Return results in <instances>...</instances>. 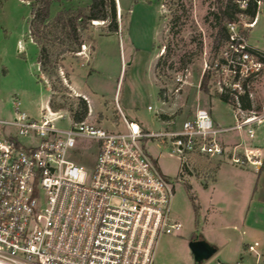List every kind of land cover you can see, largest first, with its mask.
I'll return each instance as SVG.
<instances>
[{
  "label": "rangeland",
  "instance_id": "1",
  "mask_svg": "<svg viewBox=\"0 0 264 264\" xmlns=\"http://www.w3.org/2000/svg\"><path fill=\"white\" fill-rule=\"evenodd\" d=\"M219 1L114 0L118 31L108 33L107 21L98 24L90 21L85 29L79 30L84 52L59 55L58 48H53L48 63L51 73L48 74L39 68L38 45L29 33V1L0 0V119L13 116L14 99L31 118H38L41 112H46L44 107L49 108L48 101H43L48 94L47 88L51 93L52 84L58 85L56 77H59L67 99H58L66 101L67 106L73 102L75 107L77 95L70 88V79L76 90L89 94L90 116L87 118L107 129L124 128L121 114L136 120L148 131L162 129L157 114L147 110V105L176 122L190 116L197 107H205L210 110L215 124L232 126L235 123L234 109L216 96L217 77L211 68L205 67L209 60L220 55V51L211 50L209 23V12L217 9ZM88 2L56 0L51 4L50 16L62 7L75 8ZM236 25L239 31L249 28L248 45L264 51L263 4L258 8L257 20L252 27L241 22ZM199 42L202 43L200 50L197 48ZM164 45L169 46L167 63H172L173 67L159 78L154 65L167 52ZM91 48L94 49L92 55ZM180 58L189 62L185 82L175 93L172 91L173 77L181 72L176 70ZM206 69L213 74L202 89L200 82ZM249 85L254 104L264 103V77L251 80ZM159 88L164 89L161 97L165 98V104L158 98ZM54 94L60 95L58 92ZM59 113L61 115L54 118V123L65 129L72 122L69 112L60 109ZM251 127L253 137H248L244 127L219 133L216 139L225 143L228 152H242L244 148L256 146L263 157L264 120ZM143 147L163 175L174 181L171 218L182 224L179 231L157 237L153 264H234L242 242L257 241V249L262 247L264 165L258 173L253 166L240 167L224 155L217 160L220 164L214 179L205 175L200 178L201 167L205 164L203 160L198 163L199 173L193 169L192 173L181 175V161L166 144L148 139ZM78 152L79 161L91 162L96 153L95 144L82 139ZM193 204H199V207L194 209ZM196 234L208 238L217 248L212 256L200 263L193 261L188 247L191 236Z\"/></svg>",
  "mask_w": 264,
  "mask_h": 264
},
{
  "label": "built area",
  "instance_id": "2",
  "mask_svg": "<svg viewBox=\"0 0 264 264\" xmlns=\"http://www.w3.org/2000/svg\"><path fill=\"white\" fill-rule=\"evenodd\" d=\"M237 2L242 8L246 4ZM260 4L263 0L256 1L257 9ZM257 16L258 11L252 20L239 22L252 27ZM236 24H227V43L205 64L217 77L218 92L234 96L232 126L216 125L205 107L176 122L147 105L162 129L148 131L121 112L123 129L101 127L88 116L60 129L54 123L59 110L44 107L46 112L33 119L13 100V116L0 119V264H153L157 237L179 231L182 224L171 218L174 181L144 150L148 139L178 155L181 175L199 173L200 160L214 163L224 155L238 166L261 167L260 149L228 152L216 139L244 127L253 137L251 126L264 120V103L243 110L237 101L242 93L252 99L249 83L264 77V51L248 45ZM84 50L81 44L77 52ZM185 72L174 75L173 92H179ZM82 139L95 144L91 162L78 160ZM201 168L199 177L210 178L212 172ZM257 246L253 242L246 249L257 254ZM234 264L259 262L237 259Z\"/></svg>",
  "mask_w": 264,
  "mask_h": 264
},
{
  "label": "trees",
  "instance_id": "3",
  "mask_svg": "<svg viewBox=\"0 0 264 264\" xmlns=\"http://www.w3.org/2000/svg\"><path fill=\"white\" fill-rule=\"evenodd\" d=\"M30 8V20H29V33L33 40L38 45L37 62L42 72L48 74L51 73L48 67L50 51L53 48H58L59 55L64 53H74L79 51V47L82 43L79 30L85 29L90 21H107L106 30L108 33H116L119 29L116 19V8L114 0H89L85 5H78L75 8H64L57 10L54 15L50 16L51 4L56 0H28ZM136 1V0H132ZM219 1V0H217ZM257 0H245V6L242 8L239 6L237 0H220L217 4V9L209 12L211 16L210 27L212 33L211 50L220 51L228 40V23H237L243 18L252 20L258 9L256 5ZM174 14V12H173ZM121 17V14H120ZM248 29H241L240 33L245 38L248 36ZM202 47V43L197 45L198 50ZM167 48L165 55H161L154 65V71L157 77H161L165 74L166 70H170L173 67L172 63L168 62V56L170 54L169 46L164 45ZM93 48H91V51ZM253 50V49H252ZM188 60L180 58V66L177 71L183 72L187 68ZM212 61L209 60L210 65ZM214 73V72H213ZM209 69L204 70L200 87L205 89L206 81L210 78L211 74ZM58 85L52 84L48 106L51 111H58L60 109L68 110L69 116L72 122H78L84 119L88 114L87 101L82 97L76 96V104L73 107V102H69L67 106V99L64 96L65 87L61 83V79L56 77ZM162 88L158 89V98L163 93ZM54 92L60 93L55 95ZM216 96L223 102L229 103L233 109L236 107L235 99L232 94L228 92H218ZM237 101L239 106L243 110H255L259 105L254 104L247 93L237 95ZM161 118H166L165 114H160ZM264 159V156H263ZM194 198V197H193ZM194 209L198 206L193 204Z\"/></svg>",
  "mask_w": 264,
  "mask_h": 264
},
{
  "label": "crops",
  "instance_id": "4",
  "mask_svg": "<svg viewBox=\"0 0 264 264\" xmlns=\"http://www.w3.org/2000/svg\"><path fill=\"white\" fill-rule=\"evenodd\" d=\"M93 51H94V49L92 50V52H91V55H92V53H93ZM90 55V56H91ZM90 73V72H89ZM88 73V74H89ZM69 84H70V88H71V90L76 94V95H79V96H82L83 98H85L86 99V101H87V104H88V101H90V97H89V94L88 93H86V92H84V91H81V90H76L74 87H73V85L71 84V82H70V79H69ZM47 90H48V94H47V96H46V98L43 100V101H48V99H49V96H50V91H49V89L47 88ZM160 99V98H159ZM161 101H165L164 99H160ZM162 104H165V102H162ZM162 110V109H161ZM209 111V113H210V110H208ZM88 117L90 116V114H89V106H88ZM211 116V115H210ZM214 122V121H213ZM262 123V122H261ZM216 125H220V124H217V122H216ZM222 143L225 145V143L222 141ZM255 148H257L256 146H254ZM253 148V147H252ZM248 149V148H247ZM259 149V148H258ZM261 151V150H260ZM219 162L216 160V162H212V163H205L204 164V167H206L207 169H209L211 172H212V176L210 177L211 179H214L215 178V172H216V170H217V168H218V166H219ZM263 165H264V159H263V163H262V165H261V167H259L258 169H256L255 167H253V169L255 170V171H257L258 173L259 172H261V170H262V168H263ZM240 167H244V166H240ZM198 207H199V204L197 205ZM256 234V231H254V235ZM195 237H198V238H203V239H205L206 241H208L209 242V240H208V238H206V237H203L201 234H196V235H192L191 236V238L190 239H192V238H195ZM255 242H257V241H255ZM210 243V242H209ZM258 243V242H257ZM248 244H251V243H246V242H242V244H241V246H240V250H239V253H238V258L237 259H243V260H246L247 262H249V263H253V262H255L256 261V258H258V262H259V264H264V243L262 244V247L261 248H259V249H257V247L259 246V244H258V246L256 247V251H257V254H255V253H253V252H249V251H247V249H246V246L248 245ZM213 245V244H212ZM216 248V247H215ZM217 249V248H216ZM236 259V260H237ZM216 264V263H215ZM224 264H226V263H224Z\"/></svg>",
  "mask_w": 264,
  "mask_h": 264
},
{
  "label": "water",
  "instance_id": "5",
  "mask_svg": "<svg viewBox=\"0 0 264 264\" xmlns=\"http://www.w3.org/2000/svg\"><path fill=\"white\" fill-rule=\"evenodd\" d=\"M188 247L195 263H200L212 256L216 248L203 238H192L188 241ZM224 264V263H220Z\"/></svg>",
  "mask_w": 264,
  "mask_h": 264
},
{
  "label": "bare ground",
  "instance_id": "6",
  "mask_svg": "<svg viewBox=\"0 0 264 264\" xmlns=\"http://www.w3.org/2000/svg\"><path fill=\"white\" fill-rule=\"evenodd\" d=\"M93 22H94L95 24H98L100 21L94 20Z\"/></svg>",
  "mask_w": 264,
  "mask_h": 264
}]
</instances>
